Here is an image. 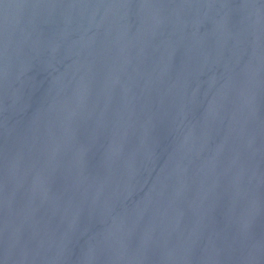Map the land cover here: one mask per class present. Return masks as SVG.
<instances>
[{
	"label": "water",
	"instance_id": "obj_1",
	"mask_svg": "<svg viewBox=\"0 0 264 264\" xmlns=\"http://www.w3.org/2000/svg\"><path fill=\"white\" fill-rule=\"evenodd\" d=\"M0 264H264V0H0Z\"/></svg>",
	"mask_w": 264,
	"mask_h": 264
}]
</instances>
